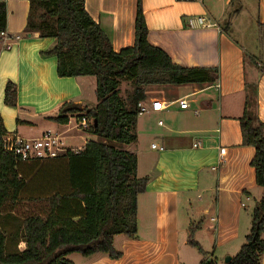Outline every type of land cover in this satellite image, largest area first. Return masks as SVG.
Segmentation results:
<instances>
[{
	"label": "crops",
	"instance_id": "obj_1",
	"mask_svg": "<svg viewBox=\"0 0 264 264\" xmlns=\"http://www.w3.org/2000/svg\"><path fill=\"white\" fill-rule=\"evenodd\" d=\"M213 1L141 0L147 41L166 52L175 64L216 68V81L144 87L146 97L140 102L150 107L155 98L166 107L138 114L136 140L123 148L136 155L137 176L147 177L145 190L137 197V235L133 239L122 234L114 236L113 247L121 252L118 259L102 252L89 256L73 252L67 257L74 264H199L210 258L222 264L225 256L235 255L244 243L252 213L246 208L253 209L264 195V188L256 184L255 171L250 166L255 149L242 144L239 122L247 86L254 84L256 113L264 123V59L258 58V25L264 24V0H256L253 16L245 14L241 19L237 15L240 19L226 25V7ZM30 2L5 0V32L20 38L0 52L3 125L7 135L23 138L53 130L61 133L69 145L67 139L77 137L83 140V146L76 148L82 149L95 135L76 127L79 114H73L67 124H59L51 117L69 101L95 107V78L58 76L56 56L42 54L54 46L55 39L24 32ZM233 3L234 0H225L226 6ZM248 3L249 0L240 5V10L249 13ZM136 6L137 0L84 1L85 10L108 36L116 52L133 45ZM235 12L239 13L238 8ZM199 15L216 25H196L194 17ZM8 81L17 88L15 107L4 103ZM216 83L219 87L214 86ZM179 99H185L188 107L181 108ZM72 121L76 123L73 125ZM142 133L151 134L152 140L140 146L136 141ZM152 143L164 149L152 148ZM16 168L25 186L13 210L0 214L6 233L16 229L21 232L15 226L19 223L21 203L31 201L39 205L54 193L70 192L68 159L64 155L21 161ZM58 175L63 184L57 183L47 190L44 185L55 183ZM57 187L63 191H56ZM190 231L201 251L189 243ZM261 237L264 239V229ZM7 242V247L17 250L25 246L20 238ZM260 264H264V253Z\"/></svg>",
	"mask_w": 264,
	"mask_h": 264
},
{
	"label": "trees",
	"instance_id": "obj_2",
	"mask_svg": "<svg viewBox=\"0 0 264 264\" xmlns=\"http://www.w3.org/2000/svg\"><path fill=\"white\" fill-rule=\"evenodd\" d=\"M84 1L31 0L24 32L55 39L54 46L42 54L56 56L59 77L95 78V107L65 102L51 119L67 124L73 114H79L80 119L92 120L87 130L96 140L87 142L77 152L66 150L61 154L68 159L69 193H54L42 199L44 207L23 219L20 233L18 229L6 233L0 222V264H74L67 258L73 252L82 256L102 252L111 259L120 258L113 238L119 234L136 237L137 197L147 183V177L137 176L136 155L123 149L136 140L137 103L146 97L144 87L216 81V68L175 64L166 52L147 41L141 0H137L133 45L117 52L85 10ZM36 11L40 12L36 15ZM6 22V3L0 0V33L5 31ZM258 41L261 50L264 24L258 25ZM6 48L0 46V52ZM260 55L261 51L258 58ZM122 80L132 84L127 100L119 95ZM247 89L239 117L242 144L254 147L250 166L255 171L256 184L264 188V123L256 113V86L250 84ZM4 103L11 107L17 104V88L11 81L5 85ZM7 133L0 116V214L13 210L25 186L16 168L20 158L4 148ZM263 229L264 195L252 209L244 243L229 262L222 264H260ZM18 238L24 248L10 247L12 252L7 251V240ZM189 238V243L201 251L192 240V231ZM199 264L219 263L210 258Z\"/></svg>",
	"mask_w": 264,
	"mask_h": 264
},
{
	"label": "built area",
	"instance_id": "obj_3",
	"mask_svg": "<svg viewBox=\"0 0 264 264\" xmlns=\"http://www.w3.org/2000/svg\"><path fill=\"white\" fill-rule=\"evenodd\" d=\"M180 2H189L194 0H176ZM194 23L203 27L215 26L216 24L210 18L205 16H195ZM20 38V35L8 34L7 32L0 33V46L9 47ZM219 87V84H215ZM181 108H187L188 103L185 99L177 100ZM139 114L147 113L149 111H161L164 109L165 103L159 99H152L150 107L145 106L142 102H138ZM92 120H87L85 117L81 118L76 127L79 129L88 128ZM158 123L161 124V121ZM152 148L160 151L164 149L163 146H157L156 143L151 144ZM4 148L20 158L21 161L43 160L58 157L66 150L77 152L81 149L74 148L67 145L63 140L61 133L53 130H46L38 137L23 138L17 135H6L4 137Z\"/></svg>",
	"mask_w": 264,
	"mask_h": 264
},
{
	"label": "rangeland",
	"instance_id": "obj_4",
	"mask_svg": "<svg viewBox=\"0 0 264 264\" xmlns=\"http://www.w3.org/2000/svg\"><path fill=\"white\" fill-rule=\"evenodd\" d=\"M214 3H215V5L217 4L218 6H222V7H226V9H227V13H226V16H227V18H226V20L225 21H223L224 23H225V25L227 24V22H233V21H236L237 20V18L238 19H243V18H245V16L246 15H248L249 14V16H253L254 15V9H255V7H256V0H249V3H248V5H250V10H249V13H247L246 12V10H244V9H241L240 10V8H239V6L240 5H244L245 4V2H248V0L247 1H245V2H242V3H240L241 2V0H240V2H237L236 0H234V3L232 4V5H230V6H226L225 5V0H214L213 1ZM247 4V3H246ZM214 5V6H215ZM238 8V11H239V13H236L235 12V9H237ZM40 11H36L35 12V14L37 15L38 13H39ZM246 14V15H245ZM237 15H239V17L237 16ZM249 16H248V18H249ZM247 18V19H248ZM221 24H223L222 22H221ZM254 34H255V32H254ZM256 42V41H255ZM261 51V55H260V57H259V59H264V48L263 49H261L260 50ZM131 90H132V84H131V82L130 81H127V80H122V81H120V84H119V95H120V97L123 99V100H127V97H128V95H129V93L131 92ZM71 123H73V125L76 123V121H72ZM53 128H55L54 127V125L52 124L51 125ZM51 127V128H52ZM79 129V128H78ZM85 129H87V128H85ZM33 133V136H35L36 135V132H37V130H34V131H32ZM91 139L92 140H96V136H93V137H91ZM152 140V136H151V134H149V133H142L141 135H140V137H139V140H137L136 142H137V144L138 145H147V144H149V142ZM67 143L69 144V145H72V146H75L74 148H76V147H78V148H81L82 146H83V140L82 139H79V138H77V137H75V138H72V139H67ZM77 148V149H78ZM51 176H54L53 174H51ZM59 177V179L58 180H61V181H56L55 183H53V184H45L44 185V187L47 189V190H49V189H51L55 184H57V183H61V184H63V182H62V177H61V175H58ZM55 190L56 191H63V190H61L59 187H57V188H55ZM254 202L252 201V204H253ZM44 204H42V203H40L39 205H38V203H33V202H31V201H25L24 203H21L20 204V207H18V213H17V219H18V225L16 224L15 226L16 227H18L19 229H20V227H22V221H23V219L25 218V217H27V216H29V215H31V214H36V213H39L40 211H41V208L42 207H44L43 206ZM17 210V209H16ZM246 211L247 212H249V213H251V211H252V209H251V207H248V208H246ZM1 223L3 222V219H1V221H0ZM10 229H12V228H10ZM10 233V232H9ZM10 234H9V238H10ZM21 238V237H20ZM11 241H12V239H11ZM11 250H13V249H9L8 247H7V251H9V252H12ZM68 258V257H67ZM69 259V258H68Z\"/></svg>",
	"mask_w": 264,
	"mask_h": 264
},
{
	"label": "water",
	"instance_id": "obj_5",
	"mask_svg": "<svg viewBox=\"0 0 264 264\" xmlns=\"http://www.w3.org/2000/svg\"><path fill=\"white\" fill-rule=\"evenodd\" d=\"M231 260V257L230 256H225V258H224V263H227V262H229Z\"/></svg>",
	"mask_w": 264,
	"mask_h": 264
}]
</instances>
